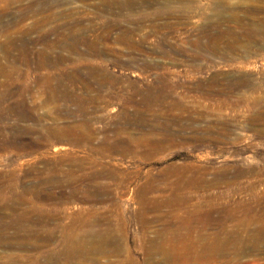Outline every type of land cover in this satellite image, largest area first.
Listing matches in <instances>:
<instances>
[{
	"label": "rangeland",
	"instance_id": "rangeland-1",
	"mask_svg": "<svg viewBox=\"0 0 264 264\" xmlns=\"http://www.w3.org/2000/svg\"><path fill=\"white\" fill-rule=\"evenodd\" d=\"M102 169L137 176L127 192ZM143 185L141 219L126 208ZM75 215L120 228L118 256L82 264H164L148 239L174 229L242 242L203 256L183 233L169 264H264L248 241L264 230V0H0V236ZM58 232L0 244V264L74 263Z\"/></svg>",
	"mask_w": 264,
	"mask_h": 264
},
{
	"label": "bare ground",
	"instance_id": "bare-ground-1",
	"mask_svg": "<svg viewBox=\"0 0 264 264\" xmlns=\"http://www.w3.org/2000/svg\"><path fill=\"white\" fill-rule=\"evenodd\" d=\"M101 73L96 72V73H93V75L100 76V75H102ZM102 82L106 83V80L104 79ZM220 92H222V91H220V90L217 91L215 96L216 97L219 96ZM98 97H100V95ZM240 97L243 98V100H247V98H248L247 95H243V94ZM88 122H90V121L88 120ZM61 128H62V130L61 129L57 130L58 134L61 137L69 136V139L71 138V141H74L76 139H79V136H81L76 132L77 128L75 126L69 128V129H67V127H65V128L61 127ZM79 128L81 129V127H79ZM91 129H96V128L91 127ZM68 130H70V131H68ZM88 131H90V130H88ZM83 132H85V131H83ZM81 134H82V132H81ZM97 134L98 133L93 131V130L90 132H86L85 134H83L84 136L86 135V137H84L85 139L84 138L83 139L86 142L93 143L91 141H94L96 139ZM196 138H198V137L196 136ZM137 141L140 142V139H138ZM159 142H161V141H159ZM82 143H84V142H82ZM143 143H144V141H143ZM87 145H90V144L87 143ZM114 146H116V145H114ZM80 147H82V145ZM137 147H138V145H137ZM113 148H115V147H113ZM115 150H116V148H115ZM89 151H91V150H89ZM91 157H92V155H91ZM94 160L96 161V157ZM94 160H93V162H94ZM97 160H99V158H97ZM100 166L98 169L102 168ZM94 175H95V178L108 176L110 178L117 179L118 182H125V190L127 192L129 191L130 184L134 180L135 176H137L135 172L134 173L133 172H120V171L112 170V171H109L108 173H106L103 171V169L101 172L98 171ZM201 178L204 180L203 176ZM196 181H198V180H196ZM209 181H203V183H202L203 186L208 185V187H210V188L213 186H216L217 182L215 180H211L210 182ZM149 193H150L149 189L147 187H145L144 185L138 187L135 190V193L133 194V196H134V198H136V200H138L139 208L137 210H134L133 208H126V211L130 212L131 216H135L136 218L144 219L146 216H148L147 211L153 206V202H151V200H150L152 198L151 197L149 198ZM110 211H112V210H110ZM150 220L151 219L146 218V222L148 224L154 222L153 221L154 219L151 221ZM35 224H36L37 230H16L14 233L15 235L12 237L0 236V244L7 245L11 248L15 247V245H17V244H19V246H21V247H27L26 244H32L35 247H42V243H40L41 240H43L45 242V244H48L52 241H55L57 239V232L59 231L58 233H60V231H61V235H62L61 241L66 244V247L64 250L65 254L68 256L69 260H72V258L76 260L72 264H82V262L85 261L86 259H89L92 257L95 258L99 255H117L118 256V250H119L118 249V232H119L118 229H120V228H118V223L113 224L111 221H109V222H106V226H103L104 225L103 223H99V224L95 225V224H90V223L86 222L84 219H81V217L79 215H75L72 217V221L69 224V227L65 228V230H54L55 228H59V225H57V224L53 225L52 223H50V219H46V220L45 219H39V220L35 221ZM96 226H98V228ZM169 228L171 229V227H169ZM169 228H167V229H169ZM199 228H200V226H199ZM144 231L147 232L148 230H144ZM156 232L158 233L157 236L148 239V242L150 244L149 253L152 255H154V254L162 255L164 264H169L170 262H172L173 259L176 258L174 253L178 252V250L175 248L168 249L167 245L182 241L184 239L183 233H187L184 235H188V233H190V235H195L197 238V242L204 245V246H202V249L200 250L201 251L200 255H203V256L225 254L227 251L230 250V245H233L234 243L239 244L240 242H242L241 240L238 239V236L234 235L233 233L228 235V237L225 239H220L218 236H213L207 230H187V232H183V230L174 229V230H156ZM164 234H168L169 236L166 239H164V237L162 236ZM0 235H1V232H0ZM3 235H4V233H3ZM5 236H8V235H5ZM18 237L23 242L20 241L18 243ZM208 237H209V241L207 243H205V240H207ZM248 241H253L252 242L253 248H254V250H257L259 244L264 243V230L252 231L249 235ZM161 244L165 245V247H160L159 245H161ZM245 252H247V251H245ZM13 259H18V258L15 257Z\"/></svg>",
	"mask_w": 264,
	"mask_h": 264
}]
</instances>
